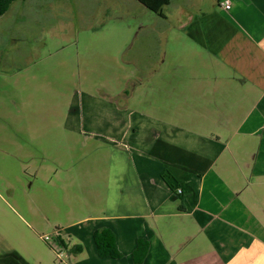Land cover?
<instances>
[{
	"label": "crops",
	"instance_id": "crops-1",
	"mask_svg": "<svg viewBox=\"0 0 264 264\" xmlns=\"http://www.w3.org/2000/svg\"><path fill=\"white\" fill-rule=\"evenodd\" d=\"M231 3L181 0L152 67L128 72L137 90L126 93L149 105L112 111L93 132L111 144L112 171L66 264H135L138 238L141 264H264V0ZM102 227L120 258L95 252ZM7 252L0 264H33Z\"/></svg>",
	"mask_w": 264,
	"mask_h": 264
},
{
	"label": "rangeland",
	"instance_id": "rangeland-1",
	"mask_svg": "<svg viewBox=\"0 0 264 264\" xmlns=\"http://www.w3.org/2000/svg\"><path fill=\"white\" fill-rule=\"evenodd\" d=\"M180 1L166 19L137 0H16L0 17V252L68 262L112 171L111 144L93 132L112 111L148 107L126 93L128 72L152 67Z\"/></svg>",
	"mask_w": 264,
	"mask_h": 264
},
{
	"label": "trees",
	"instance_id": "trees-1",
	"mask_svg": "<svg viewBox=\"0 0 264 264\" xmlns=\"http://www.w3.org/2000/svg\"><path fill=\"white\" fill-rule=\"evenodd\" d=\"M16 0H0V17L9 9L10 5ZM149 10L159 16L163 15L164 6L168 5L170 0H137ZM181 196V195H180ZM92 240L95 246V252L101 258H120L122 256L116 243V236L109 227L97 228L92 233ZM148 241L144 238H138L136 247L133 251L135 264H141L147 254ZM81 248L80 245L73 246Z\"/></svg>",
	"mask_w": 264,
	"mask_h": 264
},
{
	"label": "built area",
	"instance_id": "built-area-1",
	"mask_svg": "<svg viewBox=\"0 0 264 264\" xmlns=\"http://www.w3.org/2000/svg\"><path fill=\"white\" fill-rule=\"evenodd\" d=\"M231 0H219V5L224 10H229L231 8ZM57 256H61V253H57Z\"/></svg>",
	"mask_w": 264,
	"mask_h": 264
}]
</instances>
